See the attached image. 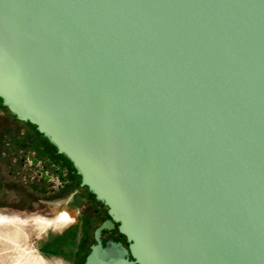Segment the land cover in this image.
I'll use <instances>...</instances> for the list:
<instances>
[{"label": "water", "instance_id": "95a60500", "mask_svg": "<svg viewBox=\"0 0 264 264\" xmlns=\"http://www.w3.org/2000/svg\"><path fill=\"white\" fill-rule=\"evenodd\" d=\"M0 102L106 207L82 264H264V0H0Z\"/></svg>", "mask_w": 264, "mask_h": 264}, {"label": "rangeland", "instance_id": "374dc122", "mask_svg": "<svg viewBox=\"0 0 264 264\" xmlns=\"http://www.w3.org/2000/svg\"><path fill=\"white\" fill-rule=\"evenodd\" d=\"M43 142L34 126L17 120L0 102V218L4 221L0 223V264H82L93 243V230L105 218L101 213L98 221L93 219L95 202L90 197V228L82 244L79 230L78 234L76 230L60 233L69 229L73 217L63 203L27 205L29 197L41 198L27 185L35 171L29 163L23 168L15 160L23 151L43 152L36 145L43 147ZM79 192L80 197L87 196L84 190ZM115 236L113 231L104 239ZM120 240L125 242L123 237Z\"/></svg>", "mask_w": 264, "mask_h": 264}, {"label": "flooded vegetation", "instance_id": "af4514ba", "mask_svg": "<svg viewBox=\"0 0 264 264\" xmlns=\"http://www.w3.org/2000/svg\"><path fill=\"white\" fill-rule=\"evenodd\" d=\"M39 136L42 138V141H44L42 144L43 147H41L40 144L36 145L41 149L43 148V152L25 153L23 151L15 160V162L23 168H26V162L29 163L35 171L33 177L29 178L30 181L27 182V185L33 193L39 194L41 198L38 199L37 197H29L26 199L28 201L27 205L29 207L34 205L41 206L45 204H53V202L56 201L61 202V204L63 203L67 209L73 213V217L70 225L68 226L70 230L67 229V231H62L60 233L65 234L68 231L73 232L76 230L75 233H79L81 243L83 244L87 238L88 229L90 228V216L88 213V211L90 212V209H88L90 205H88V199L90 200L91 197L95 202V208L92 212L93 219L98 221L101 217V213L105 216L95 229L104 220L108 219L106 212L107 209L102 203L95 200L94 196L86 187L80 186V177L77 175L70 161L65 156L58 154L55 148L42 135L39 134ZM47 147H49V149ZM80 190H84V192L87 193V196H84L83 198L80 197ZM0 219L3 220V218ZM77 230H79L78 233ZM113 231L117 233V236L109 239L120 240L123 237L118 233L117 229L104 231L102 232L103 242L108 240L104 239V235ZM82 244L79 246L80 250L82 249ZM123 244L126 246V242H123ZM90 245L88 248H90Z\"/></svg>", "mask_w": 264, "mask_h": 264}, {"label": "bare ground", "instance_id": "6f19581e", "mask_svg": "<svg viewBox=\"0 0 264 264\" xmlns=\"http://www.w3.org/2000/svg\"><path fill=\"white\" fill-rule=\"evenodd\" d=\"M3 222H4L3 220L2 221L0 220V223H3Z\"/></svg>", "mask_w": 264, "mask_h": 264}]
</instances>
